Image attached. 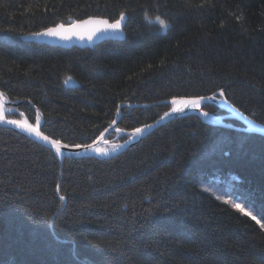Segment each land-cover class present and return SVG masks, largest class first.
Masks as SVG:
<instances>
[{
  "label": "trees",
  "instance_id": "16d2710c",
  "mask_svg": "<svg viewBox=\"0 0 264 264\" xmlns=\"http://www.w3.org/2000/svg\"><path fill=\"white\" fill-rule=\"evenodd\" d=\"M121 13L123 41L23 40ZM0 91L16 104L8 120L43 118V134L68 146L92 144L120 105L138 106L117 123L132 131L168 101L221 91L264 125V0H0ZM222 185L264 224V136L189 114L113 158L61 159L0 126V264H264V228L210 191Z\"/></svg>",
  "mask_w": 264,
  "mask_h": 264
},
{
  "label": "water",
  "instance_id": "95a60500",
  "mask_svg": "<svg viewBox=\"0 0 264 264\" xmlns=\"http://www.w3.org/2000/svg\"><path fill=\"white\" fill-rule=\"evenodd\" d=\"M89 19H103V18H89ZM88 20V19H87ZM110 22V21H109ZM82 23V21L79 22H74L70 25H64L66 28L71 27L75 24ZM57 27V26H56ZM95 25H84L81 29H78V31H88L94 28ZM54 28V27H53ZM44 32V31H43ZM125 39V34H124V20L122 21L121 24V30L116 33H98L96 36L93 37L91 41H89L86 37L85 39L81 40L77 37H73L71 40H61L58 37H49V36H36L35 34L28 35L23 37L24 41L27 42H35L37 44L41 45H48V46H54V47H60L63 49H71L73 47L76 48H93L103 42L106 41H123ZM224 93V92H223ZM0 94L1 91H0ZM210 97H215V99H207L205 98L201 102V106L199 109H192V108H186L184 109L183 112H173L172 109L168 112L169 115H163L161 118H159L157 121L154 123H151L149 125H146L144 127H141L144 129V131L140 134L134 135L135 130L132 131H124V130H119L117 129V123L119 121L120 115H121V110L122 108H137V105H132V104H124L119 106V115L116 116L115 122L107 128L101 136L95 140L92 144H90L91 147H85V146H80L79 148L75 146H69L68 148H64L63 143L60 142L61 145V150L60 153L58 154L56 151V147L52 145L50 142L45 141L38 137L35 133L30 132L27 130V127L30 125L33 128H37V130L44 136L43 132L41 131V127L43 126L44 120L41 118L39 121V126L37 127V124L33 125L29 123L27 120H14L17 121V124H12L8 123L9 121L6 118V114H9L7 110L5 109L4 114L0 115V126L4 128L11 129L21 135H24L48 148L53 150L61 159L65 158H85V157H93V158H98V159H110L113 158L126 149L134 146L135 144L141 142L144 138H146L148 135H150L154 130L159 128L160 126H163L171 121L177 120L179 118L186 117L189 114H195L198 115L204 122L209 123L214 126H219V127H226L229 129L241 131V132H248V133H254L258 135L264 136V125H261L243 113H241L238 109H236L231 103H229L226 99L225 94L223 96L220 95V92L217 95L210 96ZM1 99H4L6 106H15L16 104H12L9 100H7L3 95H0ZM188 98H182V99H176V100H185ZM198 99V98H195ZM172 101V100H171ZM171 101L166 102L169 105H172ZM207 104L211 105H216L220 109H222L226 115L224 116H216V115H211L209 114L207 117L203 115L205 112L204 106ZM174 107V105H173ZM15 113V111H13ZM231 119H236L239 122L242 123V127L230 124L227 122V120ZM20 125H23L24 127H21ZM150 126V127H149ZM111 133H117L118 135H125L128 136V139L125 142H122L118 147L115 149H109L105 150L102 149V145L109 143L106 139L107 136ZM52 139L49 138V141ZM104 153H107L106 155Z\"/></svg>",
  "mask_w": 264,
  "mask_h": 264
},
{
  "label": "snow or ice",
  "instance_id": "6c2138e0",
  "mask_svg": "<svg viewBox=\"0 0 264 264\" xmlns=\"http://www.w3.org/2000/svg\"><path fill=\"white\" fill-rule=\"evenodd\" d=\"M125 19V16L123 13H121L120 17L118 19H116L114 22H109V20L107 19H88V20H84L82 21V23L79 24H75L71 27H65L63 24L58 25L57 27L54 28H48L46 31L44 32H39V33H35L36 36H49V37H58L61 40H71L74 36L83 40L85 39V37L91 41L93 39L94 36H96L98 33H116L119 32L121 30V24L122 21ZM155 22H157L162 29H167L169 27L168 23L164 20L161 19L160 16H157L155 18ZM84 25H95L94 28H92L91 30L88 31H78V29H81ZM72 80V77L69 76L67 77V79L65 80V83L67 84L69 81ZM2 95V94H0ZM220 95L223 96L224 93L223 91L220 92ZM205 99V97H200L198 99H185V100H176L173 99L171 101L172 105H174V107L172 108L173 112H183L184 109L186 108H192V109H199L201 106V102ZM207 99H215V97H208ZM117 115H119V112H117ZM166 116L169 115L168 113L165 114ZM203 115L205 117H207L209 115L208 112H204ZM8 123H12V124H17V121L14 120H9L7 121ZM36 124L37 127L39 126V118L37 117L36 119ZM21 127H24L23 125H20ZM150 127V126H149ZM27 130H29L32 133H35L38 137H40L41 139L50 142L52 145H54L56 147V151L59 154L60 150H61V145L60 142L58 140H51L49 141V137L42 135L37 128H33L30 125L27 127ZM144 131V129L142 128H136L134 135L136 134H140ZM64 148H68V145H63ZM75 147L79 148L80 145H75ZM85 147H91L90 145H86ZM114 149L117 146H113ZM105 155L107 153H104ZM61 200L64 199L63 196L60 197ZM237 210H239L240 212L244 213L247 216H250L253 220H256L257 224H260L261 228H264V224H261L260 220L257 219V217L255 215H252V212L250 211H245V208L242 207L241 203H235L233 205Z\"/></svg>",
  "mask_w": 264,
  "mask_h": 264
},
{
  "label": "rangeland",
  "instance_id": "374dc122",
  "mask_svg": "<svg viewBox=\"0 0 264 264\" xmlns=\"http://www.w3.org/2000/svg\"><path fill=\"white\" fill-rule=\"evenodd\" d=\"M7 112L11 113L12 111L8 110ZM113 146H117V144L113 145L111 142H109V143H107V145H104L102 148L106 149V150H109V149H113L114 148ZM210 191L214 192V195L217 198L224 199L227 202H232L233 201V203H238V202H236L233 199L235 197H234V193H233V188L232 187H228V186L222 185L221 188L214 187ZM245 211H249V210L245 208Z\"/></svg>",
  "mask_w": 264,
  "mask_h": 264
},
{
  "label": "bare ground",
  "instance_id": "6f19581e",
  "mask_svg": "<svg viewBox=\"0 0 264 264\" xmlns=\"http://www.w3.org/2000/svg\"><path fill=\"white\" fill-rule=\"evenodd\" d=\"M5 109H6L5 101L4 99L0 98V115L4 114Z\"/></svg>",
  "mask_w": 264,
  "mask_h": 264
}]
</instances>
